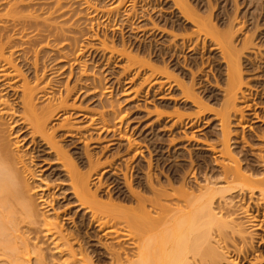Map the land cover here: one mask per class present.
Wrapping results in <instances>:
<instances>
[{
    "label": "bare ground",
    "instance_id": "bare-ground-1",
    "mask_svg": "<svg viewBox=\"0 0 264 264\" xmlns=\"http://www.w3.org/2000/svg\"><path fill=\"white\" fill-rule=\"evenodd\" d=\"M76 1L78 9L70 0H0V264H264V235L254 232L264 227V130L254 133L258 142L263 143L261 147H235L234 142L230 143L237 138L236 135L234 138V135L231 136L234 126L231 128L230 119H236L239 115L237 122H241L243 109H239L238 105L245 101V86L249 84L246 85L243 79L241 57L244 50L253 46L251 36L255 32L251 36L245 34L243 38L240 37L238 48L234 40L235 32H239L238 29L234 30L235 18H229L222 26H216L211 20L212 4V8L207 7L208 10L210 8L208 17L203 18L199 15V8L191 7L186 0H172L182 19L194 26V32L211 39L225 64L226 80L225 84L222 83L225 89L218 102L219 108L215 106L216 110L211 107L208 109L206 98H203L205 96L201 97L200 90L195 91V87L201 89L198 82L197 87L193 79L190 78L189 82L185 80L188 70L180 69V66L179 69L186 72L182 74L183 71H179L178 67L169 65V58L179 50L170 47L172 50H168H171V55L167 60L163 49L156 50L157 45L150 43V49L144 46L141 50H147L143 52L146 53L144 60L137 57L142 55L135 51L139 47L134 49L136 54L133 53V56L132 50L127 51L128 48L124 46L125 42H122L121 50L118 49L120 54L114 51L115 46L112 45L114 49L109 48L108 51L101 42V46L111 56L115 52V55H120L119 58H124L126 69H130V63L131 69L135 63L140 65L139 69L142 65L147 69L148 75L144 73L142 81L146 86L145 92L150 90L151 98L158 100L156 95H161L162 100L166 99L165 103L167 100L172 101L176 106L177 100L169 94L175 88L179 94L175 97L182 100L181 104L189 102V105L191 103L196 107V115L183 123L186 126L184 130L199 127V118L206 111L213 113L218 128L216 144L206 147L210 159L197 156V150L171 149L172 154L169 150L168 160H175L179 157L177 155L183 157V153H186L189 167L175 160L174 165L169 164L167 167L170 172L163 179L148 169L146 173H141L142 177L131 179V175H123L119 168L121 176L115 177L121 178L124 191L117 189L119 182L115 181L113 187L105 191L101 183L103 170H99L102 153L97 150L100 148L89 150L86 133L79 130L80 124L71 116L89 120L85 125L92 127L91 130L114 135L116 127L123 120V114L121 117L116 115L117 112L120 114L121 105L115 99H98V90L102 89L101 81L93 72L91 74L92 70H88L86 64L80 63L79 73L73 75L76 84L72 82L74 84L70 86V82L55 80L59 72L54 62L60 63V67L64 64L70 67L68 77L72 73L71 67L79 65V56L83 51L78 48V37L74 35L84 24L82 12L88 13V10L93 9L94 13L103 12L93 8L94 5L88 0ZM120 1L123 4L122 0L115 1L113 9H108L114 11ZM90 15L85 17L89 20L94 16ZM151 23H154L153 30L159 31L156 28L158 25ZM162 30L160 34L164 35L165 31ZM109 58L106 57V62H109ZM179 63L176 65H181ZM188 66L194 68L192 62ZM139 69L135 72L138 76ZM79 82L83 85L86 83L84 88L79 86ZM80 94L82 97L88 96L87 101L98 99H95V103L100 110L92 112L81 108L82 105L76 107L75 99L77 95L81 97ZM156 102L153 101L155 109L168 106ZM161 113L157 112L153 117L158 126L164 125L166 118L171 117ZM178 115L174 123L182 124L181 116ZM79 134L85 136L77 137ZM76 141L80 146H75L80 152L78 154L71 153L69 147ZM21 142L30 146L28 153L44 157L50 164L48 168H55V172L50 175L47 172L43 174L45 178L36 181L32 170L34 167L30 166L26 158L28 154L20 151ZM198 157H201L200 160ZM155 162V167H158L159 161ZM52 184L53 189L50 187ZM56 188L59 192L57 195L64 197L61 206L55 201L54 195L51 196V191ZM116 189V192H111ZM68 204H71L70 209L64 213L62 207ZM72 209L76 216L69 218L73 217L72 222L75 220L72 227L67 228L62 220ZM257 215L261 216L259 221H256Z\"/></svg>",
    "mask_w": 264,
    "mask_h": 264
},
{
    "label": "rangeland",
    "instance_id": "rangeland-1",
    "mask_svg": "<svg viewBox=\"0 0 264 264\" xmlns=\"http://www.w3.org/2000/svg\"><path fill=\"white\" fill-rule=\"evenodd\" d=\"M70 1L72 3L74 2L73 3L74 5L76 4L75 5L76 8L78 7V2L76 0H70ZM88 1H89V3H91V5H94L93 8H97V9L99 8L98 10L101 9L103 12L100 13V11H97V13H94L93 8H92L93 10L91 9L92 11L88 10L89 14L87 12L84 13V11L82 12L83 15L81 14V16H83V18H84V20L82 21V22H84V24L81 22L83 24V25L81 24V27H80L81 30H77L78 31V32H76L77 35H74V36L78 37V48H82V51H83V53L79 56L80 57L79 62H78L79 65H73L71 67V69H72L71 70L72 73L70 75L71 77L70 76L68 77L70 67L65 65V64H64L65 66L62 65V67H60L61 66L60 63L54 62L56 68L58 69V72L60 73V74L57 73V76H56L57 78L55 77V80L62 82V83H65V81H66L68 84L70 82V86H72L74 83L76 84V82H74V78H75L74 76H76L79 73V71H80L79 67L82 64H86V66L88 67V70L89 69H90V71L92 70L91 74L93 72L95 74L96 78L97 79L99 78V80L101 81L100 84L102 86L100 85V87H102V89L101 88L99 89V87H98V89L100 90V91L98 90V93H97L98 99L101 98L102 101L115 99L116 101L115 100L114 101L117 102L118 104L120 103V105H121V107H120L121 110L119 112L120 114H118V112H117L116 115H117V117H121L123 114V116H122L123 117V120H122L123 125L120 124L118 128L116 127V131H115L114 135H113V133H110V134L107 133L106 134L104 132L101 133L97 130H95V131L91 130L92 127H88V126L86 127V125H85L88 123L87 121H89V120L86 121V120L82 119V117L80 118L79 116H75V115L71 116L72 119L74 121H76L77 124H80L79 126L81 127V129H79V130L81 132L84 131V134L86 133L85 135H87V138H88V139H86V142L88 144L89 150L91 149V151H92L93 149L94 150H97L98 148L101 149V150L100 149L97 150V152L101 151L100 154L102 153L101 154L102 159L99 160L100 161L99 165L101 164V169H99V170H103L101 172L102 173L101 177H103L101 180L102 188L105 189V191H108L109 189H111L113 187L114 181H115V183L119 182L117 189H119V190L121 189L124 191V187L122 186V180H120L121 178L119 177L120 179H116V177L118 175L121 176L120 173H122V172H123L122 173L123 175H124V173L125 174L128 173L127 175L128 176L131 175V179H136V178H138V176L140 177L142 175L141 173H143V174L146 173L147 169H148L149 171H151V173L156 172L157 173L156 175L160 176V178L163 179V177L167 174V172H168V174L170 172V170L169 171L167 170V167L169 166V164L174 165V162L179 161V162H184L185 167H189V160H188L189 158L187 157L186 153H183L184 158L181 157L180 155H177L179 157H177L175 159L176 161L173 159L168 160V158H167L168 153H169V150H171V149L172 150L175 149L176 151H179V150H181V151L182 150H187V151H189V150L194 151L195 150L196 151L197 150L198 151L197 156H204L207 159L208 158L210 159L211 155H210V153L206 152V147H208L210 144L211 145L216 144L215 143L216 142V136H217L216 132L218 129L216 127L217 120L214 118L213 113L212 112L209 113L207 111L205 113L203 112V115L200 114L202 116H200V118H199V123H198L199 127H195L192 129L188 128V129L184 130V128H186V126L183 123L185 121H187L190 117L192 118V117H194V115H196L195 114L197 112L196 107L191 105V103L189 105V102H187L185 104H181L182 100L179 99V97H175V95H179L178 91L175 88H173L174 90L173 89L172 90L174 92H176V94H174L172 92V90L169 91L170 92L169 94L172 96V98L174 100H177L178 103L176 106L174 104H172V101L170 102L168 100H167V102H169V104L167 102H166L167 103L166 104L165 103L166 99L162 100V98H160L161 95H156V99H158V97H159L158 100H155V98L154 99L151 98L150 97L151 93L149 92L150 90L148 92H145L146 86H144L145 84H143V81H142L144 78V73L145 74L148 73L146 71L147 69L145 67H142L143 65L141 66V68H143V69H141V68L139 69L138 66L140 67V65H137L136 63L134 65V67H132V69H131L130 64H132V63H130L128 65V67L130 69L127 68L128 69L127 70L125 68L126 66L124 63L125 62L124 58H121V57L119 58L120 55L118 56L117 53L115 55V52L113 53V55H115V56H113V55L111 56L110 52H108V51H109V48H111L110 50H112V49H114L113 46H115L116 49L114 51L119 53L118 49L121 50L122 42H125L123 44H124V46L126 45V47L128 48L127 51L132 50V52H131L132 55H133V53L136 54V52L138 51L139 54L140 53L142 54V55L140 54L141 57L139 55L137 56V57H139L138 59H140V58L144 59L145 58L144 54H146V53H143V52H146L147 50L141 51V50H143V47L145 46L144 48L150 49V47H149V46H151L150 43H152L153 45L154 44L157 45L158 48L155 47V49L156 50H162L163 49V51H164L163 53H165L167 55V56L165 55L166 57L163 55L164 58L167 60L171 59V61L169 60V65L172 64L171 66H175V68L178 67V69L180 66H182L180 69L183 68V70H185V71L188 70L187 72H189L191 75L189 73H187L185 75V78H186L185 80L188 79L187 81L189 82L190 78H191L195 81L194 82L195 84L198 82L197 84L199 87H201L202 90L200 88L197 89L195 87V84H194L195 91L200 90L199 92L202 95L199 93L198 94L201 95V97L205 96L203 98H206L205 104L207 103V105L209 106L208 109L211 107V109L216 110L217 108H219V103L222 99L221 95H222L223 89H225V85H224L225 83L224 82H225L226 78H225L224 74H225L226 68H225V64L222 62L223 60L221 59V55L219 54L220 53L219 50L215 48V44L213 45V42L210 41L211 39L208 37L206 38L204 34L199 33L200 34L199 35L198 33L194 32V28H193L194 26L192 24H189V22H186V20H184V18L182 19V16L180 15V13H178L179 10L177 9V7H175L174 3H172V0H137V1H135V0H122L123 4H121V1H120V4L122 6L119 4V6L116 7L117 9L119 7V9L117 10L116 8H114L115 9L114 11H112L111 9H108V7L109 8L111 7L113 9L114 6L112 7V5L115 3V1L119 2V0H114V1H112V0H88ZM131 1L134 3H132ZM186 1L188 2V4L190 6L192 5L191 7L194 8V6H195V7L199 8V13H200L199 15L203 18H206V16L208 17L207 12L210 11V8L208 10L207 7L212 4L213 8L210 6L212 8V13H213L211 20L216 24V26H219L221 24L223 25L225 23V21L229 20V18H231V19L235 18L234 19L235 21L233 20V25L235 26L234 30L236 31L238 29L237 32L239 31L238 33L235 32V36H234V38H235L234 40L237 41V42L235 41L236 45H239V41L241 40V38H243V36H245V34L247 36H251L255 32L254 36H251V37H253V43L252 44L254 47L249 46V48H248L249 50L248 49L244 50L243 56L241 57L242 58L241 62L243 63L241 66V68L243 70V72H242L243 79H244L245 83L247 82L246 85L248 83L249 84L247 86H245L247 88V90L245 92L247 94L245 101L244 102L241 101L240 104L238 105V106H240V108L238 107L239 109H243V113H242L243 117H242L241 122L240 123L237 122V118H239V115L237 116L236 119H235V117L232 118L233 120L230 119L231 125H232L231 128L234 126L231 129V131H232L231 136L234 135L232 138H234L235 135L237 136V138L235 137V139H232V141L230 143L234 142L235 145H233V146H235V147H256L257 148V147L263 146L262 145L263 143L261 144L260 142H258V139H256V137L254 136V133L256 134L257 132L259 133V132H262L264 130V104H263L264 103V71H263V69H264V48H263L264 47V0H211V1L210 0H202V1L201 0H186ZM118 2H116V3L118 4ZM74 5H73V7H74ZM172 5H174V7ZM97 9H95V11ZM103 9H106V10L104 11ZM232 9H233V11H232ZM116 10H117V12H116ZM90 14H93L94 16H93V18L88 20L87 18L89 17L88 15H90ZM95 14L97 17L95 16ZM203 14L205 15V17ZM234 15L236 17H234ZM85 16H88V17H85ZM107 20H108V22H107ZM151 22H155L156 26L158 25L156 28H159L158 29L159 31H157V29H154L155 31L153 30L152 24H154V23H151ZM255 24H256V26H255ZM160 26L163 28H161ZM164 26H165V28H164ZM237 26H238V28H237ZM160 28H161V30L163 29L165 31L164 35L160 34V32H161ZM253 28H254V30H253ZM248 29H250V30H248ZM153 31L155 32V34ZM174 31L177 33H175ZM191 31H192V33H191ZM166 32H168L167 33L168 35L165 34ZM85 35L87 37H85ZM153 35H155L154 42H153V37H154ZM173 36H174V38H172ZM104 38L106 41L104 40ZM99 39H101V40H99ZM155 40H157V42ZM203 40H204V45L202 44ZM101 42L104 43L105 46H103V47L108 50L107 52L101 46ZM106 42L109 44H107ZM156 43H158V44H156ZM136 47H139L140 49H138V48L136 49ZM166 47H168V48H166ZM170 47L174 50L175 49L179 50L180 53L178 51H176L177 55L174 54L177 58L174 55L173 56L175 59L173 58V56L171 58H169L170 57L169 55H171L170 51L172 50ZM237 47L240 48V45ZM99 48H101V50ZM169 48L171 50H168ZM260 48H261V50H260ZM134 49H136L135 50L136 52L134 51ZM102 50H104V51H102ZM167 51L169 53H167ZM108 54H110L109 56L112 59L109 58ZM156 54L158 55L159 51H157ZM215 55H216V57H215ZM143 56H144V58H143ZM106 57H108L110 59V60H108L109 62H106L107 61ZM189 58H191V59L193 58L194 63L197 65L193 64V60H190ZM142 59L140 61L143 63V61L146 59H144L143 61H142ZM173 59L176 60V62L173 61ZM177 59H178V61H177ZM216 59H218V60H216ZM196 60H197V63L195 62ZM179 61H180L181 65L177 66L176 63L178 64ZM190 62H192V67H194V68L190 69L189 66H191V65L188 66V64H190ZM80 63H82V64L80 65ZM133 64H134V62H133ZM136 65H137V67H135ZM136 68L140 70L139 71L140 74L137 73V74H139V76L136 75V73H135L137 70ZM180 69H179V71L182 72L183 70H180ZM60 70H62V71H60ZM124 70H127V71H124ZM183 73H184V71L182 72V74ZM147 75H145V78ZM188 75H190V76H188ZM213 76H215V77H213ZM213 80H214V82H213ZM72 82H74V83L72 84ZM141 83H142V85H141ZM222 83H224V84H222ZM85 84L86 83H84V85H83L82 82H79V86H81V87L85 86ZM89 84L90 83H88V85ZM197 84H196V86H197ZM88 85H86V87ZM88 87H90V86H88ZM202 87H204L205 90H203L204 88H202ZM261 89H263V90H261ZM101 91H103V92H101ZM101 93H104V95H102ZM107 93H110V94H107ZM127 93H129V94H127ZM81 95L82 94H80V96ZM107 96H110V97H107ZM81 97H79V95H77V97L75 99L76 107H81V105H82L81 108L86 109V110H90V111L92 110V112H96L97 110L98 111L100 110V109H98V107L95 103L96 100H98V99L95 98L96 100L91 99V100L87 101L88 96L87 97L83 96L82 98ZM79 98H80V100H79ZM207 98L209 101H207ZM82 101H83V103L80 104V102H82ZM153 101L154 102L158 101V103L161 102V104L164 103L165 105H168V106H165V105H164L165 107L159 106L155 109V108H153V105H154ZM184 105H185V107H184ZM211 105L212 106L214 105L213 106L214 108ZM216 105H218V106H216ZM171 106H173L174 108H172ZM179 106H182V107H179ZM88 107H91V109ZM93 110H95V111H93ZM168 110H169V112H168ZM183 110L186 112H184ZM246 110H248V111H246ZM154 111H156V112H154ZM170 111L171 112L175 111V112L171 113ZM179 111H181L182 113ZM150 112L153 114H151ZM157 112H162L161 114L168 115V116L171 115L170 118H166L167 120H165L164 125H160L161 127L155 124V119L153 118V117H155ZM173 114H175V115H173ZM184 114H186V115H184ZM176 115L181 116L180 121L182 122V124L180 122H178L179 125L177 123H174V121H177V118H179ZM164 117H166V116H164ZM211 117H212V119H211ZM113 122H111V123H113ZM173 123L175 124V126ZM179 126H181V127H179ZM258 126H259V128H258ZM241 128H243V130ZM255 129H256V131H255ZM152 132H154V134ZM182 132H184L183 134H185L186 136L182 135L181 134ZM178 133H180V135ZM119 134L122 135L123 140H122V137H120L121 135L119 136ZM85 135L79 134V135H77V137L78 136H85ZM158 135H160V136H158ZM249 135H251V136L249 137ZM16 136L18 138V134ZM114 136H116V137H114ZM252 136H253V138H252ZM239 137H241V139ZM125 139H127V140H125ZM18 140H20V139H18ZM128 142H130V143H128ZM76 145L78 147H80L78 145L77 141L74 142V144H71L69 146L72 149L71 153L72 152H74L75 154L80 153L78 150L75 149ZM29 147L30 146L24 145L23 142L20 143V148H21L20 151H23L24 153L28 154L26 156V158L28 159L30 166L34 167L32 170H33V173H35L34 175L36 177L35 176L34 177H35L36 181H40V179L42 180V178H45L44 175L47 172H48L47 174H49V175H50V173L52 174L53 172H55V168H53L52 170H50L51 168H48V167H50V164L47 163L46 160H44V157H35V155H33L32 153H28L30 150ZM172 150L170 151L171 154H172ZM199 151H201V153H199ZM125 152H127V153H125ZM151 152H153V153H151ZM149 153H151V154H149ZM179 154H181V153H179ZM148 156L150 157V159ZM200 158H199V160H200ZM41 159H43V160H41ZM157 160L159 161V163L157 164L158 167H155L156 166L155 164L157 163L155 161H157ZM38 162H41V163H38ZM44 164H49V165L44 166ZM119 168L122 169V172L119 170ZM168 169H170V168H168ZM111 182H113V183H111ZM54 184H56V183H54ZM57 184H59V183H57ZM50 187L53 189L54 185L52 184V186H50ZM117 189L114 191L111 190V192L112 193L116 192ZM51 192H50L52 194L51 196L54 195L55 201H58L59 205L60 204L63 205L64 197L62 195H59V196L57 195L59 193L58 188L54 189ZM70 206H71V204L64 206V208L62 207L63 211H65L64 213L69 211ZM59 212H60V214L62 213L61 211H59ZM72 212H74L73 209H72L71 213L68 212L69 214L67 213L66 217H64L65 219L63 218V220H62V222H63L62 224L67 228L72 227V225H73L72 223L75 220V218H74V220L72 222L73 217L76 216V214L74 215ZM70 216H73V217H71L72 219L69 218ZM257 217L258 218L256 221H259L261 219V216L257 215ZM255 230L256 231H254V232L257 235H260V234H261V236L264 235V227L261 229H255ZM256 238H259V237L256 236ZM263 238H264V236H263ZM56 263L54 262L53 264H56Z\"/></svg>",
    "mask_w": 264,
    "mask_h": 264
}]
</instances>
